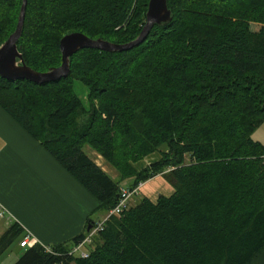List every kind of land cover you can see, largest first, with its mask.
Segmentation results:
<instances>
[{
    "label": "trees",
    "instance_id": "trees-1",
    "mask_svg": "<svg viewBox=\"0 0 264 264\" xmlns=\"http://www.w3.org/2000/svg\"><path fill=\"white\" fill-rule=\"evenodd\" d=\"M166 1L171 22L135 48L80 50L67 78L44 85L0 78V109L96 200L95 211L114 208L128 178L130 190L157 176L172 187L111 215L85 258L70 250L89 233L90 218L50 252L19 247L14 264H264V144L251 137L264 124V0ZM148 2L26 0L17 47L28 67L46 72L61 64L66 34L135 39ZM21 4L0 0V45ZM74 81L86 87L88 108ZM154 153L157 161L133 168ZM23 234L9 224L0 255Z\"/></svg>",
    "mask_w": 264,
    "mask_h": 264
},
{
    "label": "crops",
    "instance_id": "crops-1",
    "mask_svg": "<svg viewBox=\"0 0 264 264\" xmlns=\"http://www.w3.org/2000/svg\"><path fill=\"white\" fill-rule=\"evenodd\" d=\"M125 184V183H122ZM142 190V188H141ZM140 190V191H141ZM141 194L145 197L142 191ZM0 236L18 223L41 245L81 234L96 200L0 109Z\"/></svg>",
    "mask_w": 264,
    "mask_h": 264
},
{
    "label": "water",
    "instance_id": "water-1",
    "mask_svg": "<svg viewBox=\"0 0 264 264\" xmlns=\"http://www.w3.org/2000/svg\"><path fill=\"white\" fill-rule=\"evenodd\" d=\"M21 1L15 30L0 45V78L11 82L28 81L36 85H44L65 79L70 74V59L78 51L84 49L108 53L128 51L143 43L154 26H166L172 20V14L166 0H149L145 23L135 39L127 43L117 44L100 38L92 39L80 32L66 34L59 41L61 64L40 73L24 63L22 54L17 47V42L22 34L26 8V0ZM89 229L87 228V230Z\"/></svg>",
    "mask_w": 264,
    "mask_h": 264
},
{
    "label": "rangeland",
    "instance_id": "rangeland-1",
    "mask_svg": "<svg viewBox=\"0 0 264 264\" xmlns=\"http://www.w3.org/2000/svg\"><path fill=\"white\" fill-rule=\"evenodd\" d=\"M74 90L75 93L78 95L80 100L83 102V105L88 108V103L86 100L87 95V89L84 87L80 82L74 81ZM252 139L254 141H258L262 144H264V124L260 125L252 134ZM83 151L104 171L106 172L111 178L117 180L119 178V174L117 173L116 169L113 168L109 163H107L105 160H103L98 154L93 152L89 147L85 146L83 148ZM159 159V155L157 153H154L148 157H145L141 159L140 161L136 163H131L133 168L136 171H141L142 169L149 166L151 163L157 161ZM134 181V178H128L127 180H123L120 185L122 186V183H125L123 186H127ZM142 192L147 195L151 200H155L159 195H170L172 193V187L164 180L163 176H157L153 179L149 180L145 186L142 188ZM143 195L140 193L138 196H134L130 199L129 205H133L135 202H137ZM1 205V204H0ZM2 207V206H1ZM2 209H4L2 207ZM5 215H7V211L4 209ZM109 213V212H108ZM108 213H104L103 211H96L93 212L90 215V219L94 222H101L103 221L107 216ZM3 216V217H4ZM2 217V218H3ZM18 224V223H17ZM92 224V225H93ZM19 225V224H18ZM21 227V226H20ZM87 228H90L89 231L92 229V226H88ZM87 231V229H86ZM24 232V231H23ZM24 237H29L30 241L34 242L31 247L35 245H40L43 247V249L46 252L51 251V246L41 245L39 244L38 240L31 235L29 232H24ZM21 240V241H22ZM20 240L14 241L10 247L0 255V264H14L16 260L20 257L24 249L19 248ZM90 249H93V246H87L84 247V250L89 251Z\"/></svg>",
    "mask_w": 264,
    "mask_h": 264
},
{
    "label": "built area",
    "instance_id": "built-area-1",
    "mask_svg": "<svg viewBox=\"0 0 264 264\" xmlns=\"http://www.w3.org/2000/svg\"><path fill=\"white\" fill-rule=\"evenodd\" d=\"M143 186H144V183H139V185L132 190L128 189L126 186H123V185L120 186V197L118 199V202L114 206V208H112L109 211L108 216L103 221L96 222V223L94 222V224L91 225L92 229L89 231L87 236L80 243L72 247V249L70 250V255H76L82 258L87 257L88 254H87V251L84 250V247L90 243L93 236H95L98 232H100L103 229L105 222L111 215L113 214L118 215L129 206L130 199L134 196H138ZM4 215H5V211L0 206V218H2ZM33 243L34 242L30 241L29 237H25L19 243V247L29 248L32 245H34Z\"/></svg>",
    "mask_w": 264,
    "mask_h": 264
},
{
    "label": "bare ground",
    "instance_id": "bare-ground-1",
    "mask_svg": "<svg viewBox=\"0 0 264 264\" xmlns=\"http://www.w3.org/2000/svg\"><path fill=\"white\" fill-rule=\"evenodd\" d=\"M124 185V184H123Z\"/></svg>",
    "mask_w": 264,
    "mask_h": 264
}]
</instances>
